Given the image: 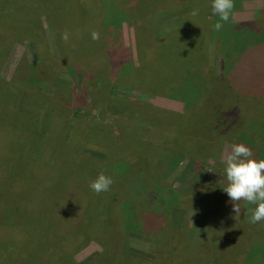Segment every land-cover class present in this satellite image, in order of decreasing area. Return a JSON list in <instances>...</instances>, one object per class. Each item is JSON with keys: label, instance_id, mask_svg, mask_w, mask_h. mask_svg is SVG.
Segmentation results:
<instances>
[{"label": "rangeland", "instance_id": "rangeland-1", "mask_svg": "<svg viewBox=\"0 0 264 264\" xmlns=\"http://www.w3.org/2000/svg\"><path fill=\"white\" fill-rule=\"evenodd\" d=\"M191 3L0 0V188L13 200L0 212V245L21 250L7 264H35L59 242L16 199L37 165L58 178L52 201L78 191L77 205L93 218L91 231L65 237L69 264H264V220L249 223L255 205L243 200L236 217L222 189L223 158L233 143L247 144L224 113L242 115L243 125L259 120L264 132V100L230 85L240 52L224 54L225 32L245 30L235 50L251 45L259 32L245 24L264 0H234L233 19L219 31L211 0L202 20L186 22ZM190 44L205 51L212 72H198L196 62L187 71L196 52H179ZM182 72L191 76L182 81ZM101 172L112 177L110 190L87 191Z\"/></svg>", "mask_w": 264, "mask_h": 264}, {"label": "trees", "instance_id": "trees-1", "mask_svg": "<svg viewBox=\"0 0 264 264\" xmlns=\"http://www.w3.org/2000/svg\"><path fill=\"white\" fill-rule=\"evenodd\" d=\"M192 3H197L195 5H193L191 3L190 7V11H188V13L186 14V22L188 20V22H190L191 20L194 19V21H198V20H202L204 18V16L201 18L202 14H203V7L205 5H207L208 1L210 0H191ZM204 3V5H202ZM193 9H198L199 10V15L198 16H192L191 12ZM258 16H260L259 19ZM257 18H255L253 23H246L245 25H249V27L251 28L250 33H255V32H259V37L255 38V39H249L250 40V44L249 46H246V48H242L241 51H237L235 50L237 45L239 43L243 44V40H241L244 36V31H242L241 29V33L237 34V33H233L231 34L230 31H226L225 34L227 35V37H229L227 39V51L226 53H224L226 56H233L235 54H237L238 52H240V55H236V57L234 58L233 61V65L232 68L230 70H228L227 74L230 78V85L235 89V93H240V94H246L248 93V95H253V96H261L260 98L262 100H264V9L260 10V12L256 15ZM206 18V16H205ZM217 19V17H216ZM2 23V22H0ZM244 25V26H245ZM246 28V27H245ZM249 28V29H250ZM195 28L191 27L190 31H194ZM1 33V31H0ZM249 33V34H250ZM191 34V33H190ZM236 38H235V37ZM247 41V40H246ZM248 43V41H247ZM174 47H180L178 45H174ZM180 52L179 55H184V56H188L189 54L196 52L195 56H200L201 60H194V57L189 61V65L190 68H188L187 71H189L190 69L194 68L192 63L194 64L195 62V69L200 72V71H204L201 70L199 68H204L207 70L208 72H212L211 65H208L206 67V65L203 63L205 62V51H198L197 47L195 45H188L185 47H180ZM160 51L165 54V56L168 55V53L164 52V49H160ZM198 51V52H197ZM159 53V52H158ZM161 54V53H159ZM170 55L172 53H169ZM198 68V69H197ZM201 73V72H200ZM183 75V72H182ZM214 75H216V73L214 72ZM214 75H212L211 77H214ZM191 74L189 73L188 75H186V73L182 76V81L186 80V78L190 77ZM207 77L209 79V75L207 74ZM221 77V76H218ZM192 79V77L190 78ZM201 83V82H200ZM220 84V83H219ZM227 85V84H226ZM248 86V87H245ZM243 87V88H242ZM246 88L249 89H254L257 91H250V90H246ZM237 95V94H236ZM258 102H260V100H258ZM228 103V102H227ZM264 104V103H261ZM189 111L186 112V117L187 120L192 119V117H190L188 115ZM241 119L245 120L244 117H242V115H238L237 117H233L230 113H228V111H226L223 115V121L225 123H229L228 124V130H233V129H244L243 132V136L244 138L247 139V141L245 140V142H247V144H245V146L249 147L251 144L252 146H250L249 148L252 149L253 154L255 153V155H257L259 157V159H264V141L261 143V145L259 143H255L257 141V139L254 136H260L261 139H264V132L262 133L261 131V127H259L258 125H256V122L259 120L256 119H252L251 117H249V121H245L244 125L241 123ZM196 121H201V118L199 117V114H197L196 116ZM186 123V122H184ZM255 128V132H250L248 129L250 128ZM240 133V132H238ZM246 133L250 135L246 136ZM242 135V134H240ZM252 141V142H251ZM249 145V146H248ZM263 151V152H261ZM150 149H148L146 151V153H149ZM93 171V168L91 169ZM55 180V175L53 173H51V170L45 166L42 165H37L35 170H34V174H33V179L30 180V184L32 185V187L29 188L27 191H23V193H20L19 195H16V199L21 200V201H16L18 202L19 205L26 206L27 209H31V210H35V212H38L39 214H41V219H45V225L44 227H46L47 229H49V233L47 234V239L50 238V235L53 234H58L59 236H57V240L59 241L57 243H55L54 245V250L50 252L49 256L53 257L54 255V259L53 258H42V254L43 252L38 253L37 255V259H36V263L35 264H69L68 261V253L69 251L67 250V248L65 247V237L70 234L74 235V231H76V229H78L80 232L86 233L92 230L93 227V218L90 214H88L85 210H83L81 207H79L77 205L76 200H78L79 198V193L78 191H73L68 194V192H63L62 193V198L57 199L59 201H52L48 195V188L50 186H54V183L56 182ZM87 186V191H90L89 188V184L88 182H86ZM30 185V186H31ZM114 190H117L116 188L112 190V192ZM77 192V193H76ZM111 192L112 196L113 193ZM116 191H114V195H115ZM118 193V192H117ZM116 193V196H120ZM67 194V195H66ZM90 193H88L89 196ZM40 195V200H37L36 197ZM4 197V191L2 190V188H0V212H5L7 209V207H9V203L12 202L13 200L11 198ZM55 202V203H54ZM75 204L76 206H74L73 204ZM155 207V206H154ZM155 210H158L159 208L156 207L154 208ZM32 212V211H30ZM34 213V212H33ZM32 216L35 217V219L39 218L36 216V214H32ZM38 221V219L36 220ZM8 223V222H6ZM5 223L4 227L7 225ZM81 234H78L77 236H80ZM76 236V234L74 235ZM1 237V236H0ZM30 237V236H29ZM77 240H79V238L77 237ZM64 242V243H63ZM65 244V245H64ZM13 246V245H12ZM11 245H0V264H7V261H10V258H14L13 254H15V258L13 260H15L19 254V252L21 250H14L13 247ZM7 249V250H6ZM5 254V255H3ZM8 254V255H7ZM56 255V256H55ZM9 256V257H8ZM102 256H104V254H101L98 258H102ZM2 259V260H1ZM5 259V260H4ZM17 260V259H16ZM68 260V261H67ZM70 262V261H69ZM94 261H90L89 264H93Z\"/></svg>", "mask_w": 264, "mask_h": 264}, {"label": "clouds", "instance_id": "clouds-1", "mask_svg": "<svg viewBox=\"0 0 264 264\" xmlns=\"http://www.w3.org/2000/svg\"><path fill=\"white\" fill-rule=\"evenodd\" d=\"M211 7L218 16L213 27L219 31L233 19L234 0H211ZM191 15L198 16L199 10L193 9ZM62 38L67 41L68 33ZM91 38L98 40L100 34L93 31ZM223 159H225L227 186L222 189L232 202V212L236 217L239 216V202L243 200L255 205L248 218L249 223L257 224L264 220V159L254 158L252 149L243 143H233L230 153ZM112 183V177L101 172L90 181L89 188L99 194L109 191Z\"/></svg>", "mask_w": 264, "mask_h": 264}]
</instances>
